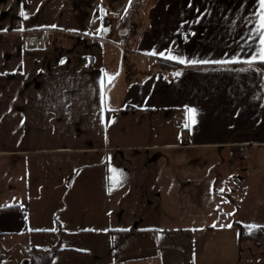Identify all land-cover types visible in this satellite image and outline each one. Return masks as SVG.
I'll return each instance as SVG.
<instances>
[{"label":"crops","instance_id":"1","mask_svg":"<svg viewBox=\"0 0 264 264\" xmlns=\"http://www.w3.org/2000/svg\"><path fill=\"white\" fill-rule=\"evenodd\" d=\"M26 1L0 19V264H264L260 0H152L128 46ZM111 2L68 18L99 31ZM45 27L75 62L26 47Z\"/></svg>","mask_w":264,"mask_h":264},{"label":"rangeland","instance_id":"2","mask_svg":"<svg viewBox=\"0 0 264 264\" xmlns=\"http://www.w3.org/2000/svg\"><path fill=\"white\" fill-rule=\"evenodd\" d=\"M113 1L112 6L110 5L111 8L106 9L105 5L101 6H94L95 11L99 12V8L101 7L102 9V16H101V29L99 31L94 30L93 28L90 29L88 27L82 28L81 25L76 24L73 18L71 19L68 18L69 16H76V22H79V19L83 18L82 14L84 11L83 9V0H75L72 2V0H66L64 2V8L61 9V14L63 17H60L59 22L60 26L63 28L62 32L65 34H71L72 32H80L79 30H86L89 35L87 37L92 40L93 42H98L97 38H92L94 36L93 33L97 34V36L102 35L109 40V42L115 43V46H118L117 44H124L125 46H128L129 39L132 38V33H133V24L130 23L132 20L134 22H138L140 15L144 11L145 6L149 4L150 1L152 0H110ZM46 3V2H45ZM48 3V2H47ZM54 3V1H52ZM56 5H59L57 1L55 2ZM49 4V3H48ZM62 5V3H61ZM6 9L7 15H5L6 19L10 23H13L14 25H20V22H29L33 23L37 21V9L29 10V7L27 5L26 0H3V2L0 4V19L3 17L2 15V10ZM43 8L40 6L38 9ZM76 10V12H75ZM68 18V19H67ZM42 19V17H41ZM131 21V22H132ZM62 24V25H61ZM59 26V24H56ZM88 28V29H87ZM50 36L52 37L51 40V45L49 46V52L52 54V62H55L54 64H68L71 63L69 61L70 55L69 53V48H61L56 45V38H57V33L50 31ZM30 34H34L33 32H30ZM49 36V38H50ZM107 44L108 47H114L112 44ZM80 49V48H78ZM95 59L90 60L87 56L85 55H80L77 59L78 63L79 62H87V63H92V64H97L99 62V58L97 56H93ZM75 62V61H72ZM241 173V176L244 175ZM243 177V176H242ZM245 179V178H243ZM116 203V200H114ZM123 202H121V205ZM146 204H144L139 210V212H148L146 216L150 213L149 208L146 210L145 208ZM142 216V215H141ZM139 216V218L141 217ZM151 217V216H150ZM33 254H31L32 256ZM30 256V257H31ZM53 264V263H52Z\"/></svg>","mask_w":264,"mask_h":264},{"label":"built area","instance_id":"3","mask_svg":"<svg viewBox=\"0 0 264 264\" xmlns=\"http://www.w3.org/2000/svg\"><path fill=\"white\" fill-rule=\"evenodd\" d=\"M50 29L45 27L41 28L39 31L34 34H30L25 37V45L26 47L33 49H42L46 46V43L49 40ZM11 237V235H9ZM264 241V234H260L258 238L255 240L256 244H260Z\"/></svg>","mask_w":264,"mask_h":264},{"label":"trees","instance_id":"4","mask_svg":"<svg viewBox=\"0 0 264 264\" xmlns=\"http://www.w3.org/2000/svg\"><path fill=\"white\" fill-rule=\"evenodd\" d=\"M166 60H162L160 59L159 63H161V65H165L166 64ZM243 227V226H240ZM242 228L240 230V232L242 233ZM251 234V233H250ZM58 250H53V251H43L40 249H34L32 251V256L30 258V264H46L52 257L53 255L57 252Z\"/></svg>","mask_w":264,"mask_h":264},{"label":"snow or ice","instance_id":"5","mask_svg":"<svg viewBox=\"0 0 264 264\" xmlns=\"http://www.w3.org/2000/svg\"><path fill=\"white\" fill-rule=\"evenodd\" d=\"M261 7L264 8V0H260ZM260 29H264V14L261 15L260 19ZM259 31V29H258ZM261 44L264 45V33H261ZM260 58L261 60H264V48H261L260 50ZM255 59V57H253Z\"/></svg>","mask_w":264,"mask_h":264}]
</instances>
